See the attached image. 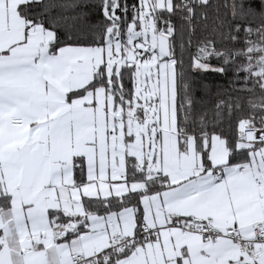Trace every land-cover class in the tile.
<instances>
[{"label": "snow or ice", "instance_id": "6c2138e0", "mask_svg": "<svg viewBox=\"0 0 264 264\" xmlns=\"http://www.w3.org/2000/svg\"><path fill=\"white\" fill-rule=\"evenodd\" d=\"M0 264H264V0H0Z\"/></svg>", "mask_w": 264, "mask_h": 264}, {"label": "trees", "instance_id": "16d2710c", "mask_svg": "<svg viewBox=\"0 0 264 264\" xmlns=\"http://www.w3.org/2000/svg\"><path fill=\"white\" fill-rule=\"evenodd\" d=\"M207 78L210 79V80L213 79V77L211 75H209Z\"/></svg>", "mask_w": 264, "mask_h": 264}]
</instances>
